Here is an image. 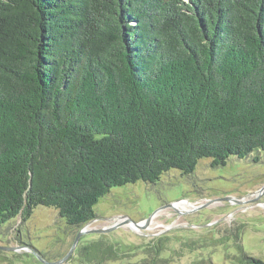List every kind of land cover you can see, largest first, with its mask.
<instances>
[{"label": "trees", "instance_id": "obj_1", "mask_svg": "<svg viewBox=\"0 0 264 264\" xmlns=\"http://www.w3.org/2000/svg\"><path fill=\"white\" fill-rule=\"evenodd\" d=\"M259 152L264 0H0V226Z\"/></svg>", "mask_w": 264, "mask_h": 264}, {"label": "rangeland", "instance_id": "obj_2", "mask_svg": "<svg viewBox=\"0 0 264 264\" xmlns=\"http://www.w3.org/2000/svg\"><path fill=\"white\" fill-rule=\"evenodd\" d=\"M210 164L200 160L189 176L171 170L153 185L112 188L85 226L94 233L77 242L78 231L55 209L39 206L26 222L17 217L0 226V264H54L65 258L62 264H246L238 244L243 256L264 262V152L229 157L225 166ZM225 198L240 203L201 207ZM154 213L143 229L125 224L128 219L144 224ZM236 227L241 239L235 242ZM93 243L110 247L112 256L105 252L101 258Z\"/></svg>", "mask_w": 264, "mask_h": 264}, {"label": "water", "instance_id": "obj_3", "mask_svg": "<svg viewBox=\"0 0 264 264\" xmlns=\"http://www.w3.org/2000/svg\"><path fill=\"white\" fill-rule=\"evenodd\" d=\"M220 201H226V202H231V203H240L239 201H237V200H235V199H232V198H225V199H221V200H217V201H212V202H210V203L205 204V206L203 205V206H201V207H206V206H208V205H210V204L218 203V202H220ZM168 207H175V206H174V204H171V205H169ZM201 207H199V208H201ZM199 208H198V209H199ZM160 210H161V209H160ZM154 215H155V213H154L149 219H147V220L145 221L144 224L132 223L129 219L125 221V224H127L128 226H130V227H132V228H134V229H143V228H145V227L150 223V220H151V218H152ZM89 224H90V223H89ZM109 229H110V228H109ZM89 232H91V233L93 232V233H94L93 230L87 232V231L85 230V227H83L82 229H80L79 232L77 233L76 242L78 241V239H79L81 236H83V235H85V234H88ZM13 250L16 251L15 248H13ZM66 260H67V258L61 260V261L58 262V263H54V264H62V263L65 262Z\"/></svg>", "mask_w": 264, "mask_h": 264}, {"label": "flooded vegetation", "instance_id": "obj_4", "mask_svg": "<svg viewBox=\"0 0 264 264\" xmlns=\"http://www.w3.org/2000/svg\"><path fill=\"white\" fill-rule=\"evenodd\" d=\"M231 204H234V203H231ZM223 220V219H222ZM237 230H238V228L236 227V229H234V230H232L234 233H232V231H231V233H232V235H234L233 237H232V239H234L235 238V236L237 235ZM238 236V235H237ZM239 237V239H241L240 238V236H238Z\"/></svg>", "mask_w": 264, "mask_h": 264}]
</instances>
